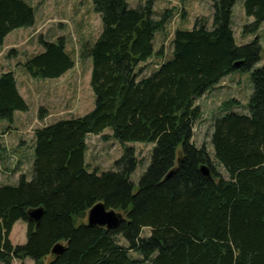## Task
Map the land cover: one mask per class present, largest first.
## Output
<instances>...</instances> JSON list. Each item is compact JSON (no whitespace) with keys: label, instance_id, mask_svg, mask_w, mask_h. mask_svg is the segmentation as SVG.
I'll use <instances>...</instances> for the list:
<instances>
[{"label":"trees","instance_id":"1","mask_svg":"<svg viewBox=\"0 0 264 264\" xmlns=\"http://www.w3.org/2000/svg\"><path fill=\"white\" fill-rule=\"evenodd\" d=\"M209 1L212 27L197 19L191 30H175L170 58L144 76L140 66L162 55L155 38L171 15L156 14L150 0L137 7L92 0L102 32L94 44L82 45L80 57L91 61L94 108L37 128L32 178L0 186V264L28 258L34 264H264V66L256 68L264 0L242 1L253 22L241 37L255 36L240 46L232 27L237 0ZM34 24L27 0H0V48L8 34ZM39 42L43 50L21 65L31 78L58 80L75 67L63 38ZM235 72L250 73L253 91L246 114L234 112L238 103L229 100L213 121L214 163L225 179L206 147L193 143V128L202 117L197 101ZM28 110L15 73H2L0 120L12 124L16 112ZM106 129L123 154L113 171L90 173L87 137ZM130 142L155 145L137 186L130 180L138 166L134 149L125 147ZM98 203L122 215L116 229L87 225ZM38 208L43 214L36 224L28 212ZM18 221L27 225L26 243L14 246L9 237ZM145 229L150 235L143 238ZM57 244L64 251L53 257Z\"/></svg>","mask_w":264,"mask_h":264},{"label":"rangeland","instance_id":"2","mask_svg":"<svg viewBox=\"0 0 264 264\" xmlns=\"http://www.w3.org/2000/svg\"><path fill=\"white\" fill-rule=\"evenodd\" d=\"M131 7H137L148 0H127ZM156 14L164 12L171 15L170 22L164 32L156 35L154 49L161 50L160 57L152 58L141 65L143 75L156 70L162 61L170 58L171 41L177 29L191 30L197 19H204L208 28L212 27V6L209 0H150ZM243 0H237L233 8L232 27L235 42L238 46L248 44L255 35L241 37L242 29L253 19L247 18L243 12ZM35 9L36 23L31 28H23L13 36L11 49L0 50V74L14 69L17 75L20 94L26 100L28 112H20L9 124L0 120V186L16 185L21 176L27 180L32 178L33 133L37 128L70 117L80 118L94 108L95 98L90 87L91 61L81 59L80 53L84 43L94 44L102 32L101 17L93 9L92 0H31ZM262 47L261 61L256 68L264 66V23L256 34ZM11 36V37H13ZM40 38L46 42H55L59 38L65 40V51L73 58L75 67L64 78L54 80H36L26 74L22 63L43 49ZM14 39V38H13ZM13 51V52H12ZM50 86H46V84ZM253 91L249 72H235L225 77L212 91L197 101L202 117L193 128V143L197 147L204 145L214 163L211 135L213 121L220 114L222 103L235 100L238 106L233 109L239 114H246L247 103ZM37 94V96L35 95ZM42 109L43 112H39ZM42 117V118H40ZM125 147L133 148L138 159V166L131 175V182L137 186L151 162V143L130 142ZM123 146L112 138V131L106 129L102 135L87 137L85 164L90 173L101 174L113 171L115 162L121 158ZM215 167L225 179L228 175ZM19 169V170H18ZM27 225L18 221L13 226L10 241L14 246L26 243ZM150 231L143 230L141 236L146 238ZM136 258L137 254L131 253ZM48 261H46L47 264ZM12 264H34L31 259Z\"/></svg>","mask_w":264,"mask_h":264},{"label":"water","instance_id":"3","mask_svg":"<svg viewBox=\"0 0 264 264\" xmlns=\"http://www.w3.org/2000/svg\"><path fill=\"white\" fill-rule=\"evenodd\" d=\"M200 172L204 177L209 178L211 173L206 165L201 166ZM172 174L169 173L167 177ZM43 214L41 208L34 209L28 212V217L36 224L40 221ZM123 217L121 214L116 213L114 210H107L102 203L94 205L87 213L86 223L90 227L106 228L107 230L116 229L122 222ZM64 251V245L57 244L51 251L53 257L61 255Z\"/></svg>","mask_w":264,"mask_h":264},{"label":"crops","instance_id":"4","mask_svg":"<svg viewBox=\"0 0 264 264\" xmlns=\"http://www.w3.org/2000/svg\"><path fill=\"white\" fill-rule=\"evenodd\" d=\"M28 1V3L30 4V5H32V3H31V0H27ZM33 7V6H32ZM35 23H36V19H35ZM35 25V24H34ZM19 30H21V29H17V30H15V31H13V32H11L10 34H8L7 36H6V38H5V40H4V43H3V46L5 45V43H6V40H8L9 39V42H8V44L4 47V49H2V50H5V49H11V47L13 46V40H17V39H19V36H16L15 35V37L13 36L16 32H18ZM11 36H13V37H11ZM14 38V39H13ZM3 46L1 47V48H3ZM1 48H0V50H1ZM9 71H13L14 73H15V77H16V83H17V88H18V92H19V94H20V91H19V87H18V80H17V75H16V72H15V70L14 69H11V70H9ZM67 74H69V72L68 73H66L63 77H61L60 79H62V78H64ZM1 75V74H0ZM60 79H58V80H60ZM54 81H57V80H54ZM223 81V80H222ZM221 81V82H222ZM220 82V83H221ZM219 85V84H218ZM46 86L48 87V86H50V84H46ZM21 95V94H20ZM36 96H37V94H35ZM206 95V94H205ZM204 95V96H205ZM22 96V95H21ZM203 96V97H204ZM23 97V96H22ZM202 97V98H203ZM24 99V98H23ZM25 100V99H24ZM26 101V100H25ZM17 114H19V112H16L15 114H14V117H16L17 116ZM51 124V123H50ZM45 126H47V125H45ZM19 170V169H18Z\"/></svg>","mask_w":264,"mask_h":264}]
</instances>
